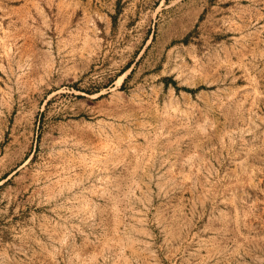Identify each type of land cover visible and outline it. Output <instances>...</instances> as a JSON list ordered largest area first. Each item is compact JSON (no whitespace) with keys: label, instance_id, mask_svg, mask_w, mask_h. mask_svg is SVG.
Segmentation results:
<instances>
[{"label":"rangeland","instance_id":"374dc122","mask_svg":"<svg viewBox=\"0 0 264 264\" xmlns=\"http://www.w3.org/2000/svg\"><path fill=\"white\" fill-rule=\"evenodd\" d=\"M0 264H264V0H0Z\"/></svg>","mask_w":264,"mask_h":264}]
</instances>
